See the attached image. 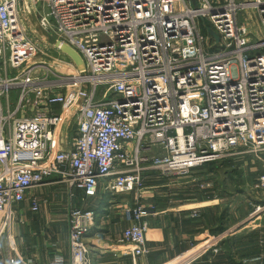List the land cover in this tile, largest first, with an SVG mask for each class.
<instances>
[{
	"label": "built area",
	"instance_id": "obj_1",
	"mask_svg": "<svg viewBox=\"0 0 264 264\" xmlns=\"http://www.w3.org/2000/svg\"><path fill=\"white\" fill-rule=\"evenodd\" d=\"M195 1L32 0L53 46L68 43L85 60L80 72L69 59L76 71L67 75L29 64L36 48L21 24L26 2L0 0V70L19 72L0 74V239L14 207L54 177L70 200L77 191L96 197L101 180L111 195L141 199L153 172L190 175L228 158L264 164V0ZM74 120L77 137L64 145L60 130ZM255 189L264 192V173ZM154 213L139 202L125 209L118 244L126 255L148 254ZM94 222V211L71 209V264H92Z\"/></svg>",
	"mask_w": 264,
	"mask_h": 264
},
{
	"label": "crops",
	"instance_id": "obj_2",
	"mask_svg": "<svg viewBox=\"0 0 264 264\" xmlns=\"http://www.w3.org/2000/svg\"><path fill=\"white\" fill-rule=\"evenodd\" d=\"M74 124L60 130L64 145L77 137ZM254 165L245 164L239 169L252 172ZM219 170L224 173L222 167ZM195 172L206 173L207 169L201 166ZM56 179L30 190L26 200L14 207L10 229L0 239V264H11V260L14 264H50L58 256L71 264L72 208L95 213L94 226L87 235L92 264H264V212L254 214L256 206L264 204L263 191L257 193L260 202H254L228 190L233 182L224 180L215 190L202 194L166 184L167 193L162 195L154 191L158 185L153 183L157 181H147L148 189L140 199L138 191L111 195L105 189L106 180H101L96 197L83 201L79 191L70 200L65 185L57 184ZM255 188L256 184L251 187ZM33 198L40 202L38 212L32 211ZM138 202L153 205L155 213L146 218L149 252L134 258L125 254L118 239L129 226L125 209Z\"/></svg>",
	"mask_w": 264,
	"mask_h": 264
},
{
	"label": "rangeland",
	"instance_id": "obj_3",
	"mask_svg": "<svg viewBox=\"0 0 264 264\" xmlns=\"http://www.w3.org/2000/svg\"><path fill=\"white\" fill-rule=\"evenodd\" d=\"M38 18L39 16L35 13V10L33 8L29 9L27 6L25 13L21 15V24L26 27V30H28L27 37L31 40V43L34 44L33 46L36 48V55L32 60H30L29 64L33 65L34 67L51 65L57 72L65 73L67 75L74 74L76 71L75 68H71L68 66L69 58L53 46L54 36L50 33H46L39 27ZM199 28L204 35L207 33L202 21H200L199 23ZM253 28H256L255 24ZM41 71L42 70H39L38 72L42 73ZM17 73L19 72L12 70H9L7 72L4 65H2L0 70V74L2 76L7 75L14 77ZM17 96L18 91L16 89L11 91L10 100L12 103V109L17 103ZM3 104L6 105L5 99H3ZM26 114L32 115V112H26ZM74 122L75 120L73 121V123ZM73 129L76 130L75 124ZM76 131L73 132L75 137ZM234 160V165L239 164V167L245 164L251 166V160L248 157L244 159ZM254 167V171L252 172L244 171L240 168L241 170L239 169L238 171L239 175L234 176L233 181L229 177L226 178L227 176H225L223 171H221L220 174V170L216 172H208L207 170L206 173L195 172L190 175L184 176L173 174L168 177L162 175L159 172H153L151 173L152 175H150L148 182L157 181L158 187L154 191L155 193L162 195L167 193L166 190L168 189V187H166V184H169V188L183 187L188 190L189 193L191 192L192 194H202L206 192V190H215V188L218 186V182H223L225 180L228 183L233 182V186H230L232 188L228 190H230L234 194H238L241 198L250 199L254 202H260L259 199L261 198V195H258L257 193L261 191L257 189L252 190L251 187L257 183V178L264 173V164L255 163Z\"/></svg>",
	"mask_w": 264,
	"mask_h": 264
},
{
	"label": "water",
	"instance_id": "obj_4",
	"mask_svg": "<svg viewBox=\"0 0 264 264\" xmlns=\"http://www.w3.org/2000/svg\"><path fill=\"white\" fill-rule=\"evenodd\" d=\"M25 2H26V6L29 9L33 8L32 0H25ZM192 2H193L194 7H197L196 1L192 0ZM207 32L214 37L216 42H219L218 34H216L211 28H208ZM54 45L56 49H58L62 54L67 56L75 64V66L80 72H83L86 70L85 60L79 51L73 48L70 44L61 43L60 41H56Z\"/></svg>",
	"mask_w": 264,
	"mask_h": 264
},
{
	"label": "trees",
	"instance_id": "obj_5",
	"mask_svg": "<svg viewBox=\"0 0 264 264\" xmlns=\"http://www.w3.org/2000/svg\"><path fill=\"white\" fill-rule=\"evenodd\" d=\"M53 40H54V38H53ZM234 162H235V160L233 158H228V159L221 161V162L206 163L203 165V169H207L208 172H216L219 167L223 168V166H224L223 169H224V173H226L225 175H228V177L233 180L234 176L239 175L238 174L239 164L234 165ZM228 167H230V168H228ZM153 184H157V182H155ZM225 190L226 189L224 187V191Z\"/></svg>",
	"mask_w": 264,
	"mask_h": 264
}]
</instances>
